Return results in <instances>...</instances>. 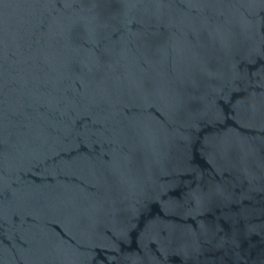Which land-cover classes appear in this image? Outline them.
Instances as JSON below:
<instances>
[{
	"label": "water",
	"instance_id": "obj_1",
	"mask_svg": "<svg viewBox=\"0 0 264 264\" xmlns=\"http://www.w3.org/2000/svg\"><path fill=\"white\" fill-rule=\"evenodd\" d=\"M0 264H264V0H0Z\"/></svg>",
	"mask_w": 264,
	"mask_h": 264
}]
</instances>
